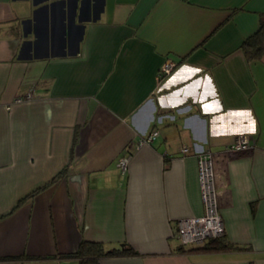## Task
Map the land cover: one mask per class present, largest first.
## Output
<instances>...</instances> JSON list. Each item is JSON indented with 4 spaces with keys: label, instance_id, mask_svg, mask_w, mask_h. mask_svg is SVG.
Segmentation results:
<instances>
[{
    "label": "crops",
    "instance_id": "1",
    "mask_svg": "<svg viewBox=\"0 0 264 264\" xmlns=\"http://www.w3.org/2000/svg\"><path fill=\"white\" fill-rule=\"evenodd\" d=\"M262 20L264 0H0V264H80L82 241L134 250L98 264H264V54L242 51ZM194 148L219 153L230 248L177 238L204 211Z\"/></svg>",
    "mask_w": 264,
    "mask_h": 264
},
{
    "label": "built area",
    "instance_id": "2",
    "mask_svg": "<svg viewBox=\"0 0 264 264\" xmlns=\"http://www.w3.org/2000/svg\"><path fill=\"white\" fill-rule=\"evenodd\" d=\"M174 63L165 61L160 68L159 76L168 74ZM32 98L31 92L24 96L15 98V102H22ZM158 134L156 128L144 134L139 145L149 143ZM250 146L248 137L245 134H238L230 145L224 150L228 152H240ZM193 153L198 160V181L200 196L203 204L201 215L182 218L177 222V238L181 244H200L209 237L220 236L224 232V224L219 211L218 197L222 193L223 177L219 167V153L204 149H193ZM184 153H189L191 149L182 147ZM128 157H120L117 161L118 167L124 172L127 168Z\"/></svg>",
    "mask_w": 264,
    "mask_h": 264
},
{
    "label": "trees",
    "instance_id": "3",
    "mask_svg": "<svg viewBox=\"0 0 264 264\" xmlns=\"http://www.w3.org/2000/svg\"><path fill=\"white\" fill-rule=\"evenodd\" d=\"M253 38L246 39L242 44V51L248 60H256L264 54V20L260 22L259 29ZM194 249L198 250H220L230 248L232 245L224 240V232L220 236L209 237ZM134 253V250L127 244L123 243L122 247L117 250H105L100 243L82 241L75 255L80 257V264H98L97 260L104 254Z\"/></svg>",
    "mask_w": 264,
    "mask_h": 264
}]
</instances>
